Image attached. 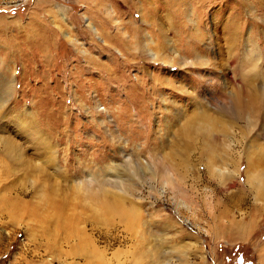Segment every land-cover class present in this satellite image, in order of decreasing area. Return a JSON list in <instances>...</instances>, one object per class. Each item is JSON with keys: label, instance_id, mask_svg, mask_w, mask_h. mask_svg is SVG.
Wrapping results in <instances>:
<instances>
[{"label": "rangeland", "instance_id": "1", "mask_svg": "<svg viewBox=\"0 0 264 264\" xmlns=\"http://www.w3.org/2000/svg\"><path fill=\"white\" fill-rule=\"evenodd\" d=\"M263 38L264 0H0V264H264V105L247 127L223 95L248 57L264 78ZM201 109L228 129L221 180L182 131ZM88 174L141 204L98 206Z\"/></svg>", "mask_w": 264, "mask_h": 264}, {"label": "bare ground", "instance_id": "2", "mask_svg": "<svg viewBox=\"0 0 264 264\" xmlns=\"http://www.w3.org/2000/svg\"><path fill=\"white\" fill-rule=\"evenodd\" d=\"M94 6L98 7V3H94ZM111 12L112 11L109 10V12L106 13L107 20L110 19V15L108 16V14H111ZM151 18H153V17H151ZM62 20H65V18L63 16H62ZM85 21L87 22V27L89 29L90 28L93 29L94 33H96V30H94L92 23L88 22L87 18ZM100 25H101V23H100ZM229 29H230V27H229ZM239 33H240V30H239ZM240 34H242V33H240ZM229 36H231L228 39L229 41H227L228 42L227 47H228V54H229L228 59L229 60H226V61L232 62V61H234V58L237 56L235 49L237 48V51L240 52V50L242 49V44H241L242 42L238 39L239 35L237 34V32L235 30H234V32H232V35H229ZM197 37L198 36H196V38ZM140 38H141V36H140ZM245 40H246V37H245ZM136 43H137L136 48L141 54L144 51H150L151 50V49H148V45H150V44H148L146 41H143L142 39L137 40ZM247 44H248V42H247ZM162 47L164 48V46H162ZM162 47L160 45H158L157 49L162 48ZM233 47L235 48L234 50H233ZM81 53H82V51H81ZM250 54H252V53H250ZM149 57H147V58H149ZM151 58H152V60L160 61L161 63H164V64H170L171 62H173L172 59L167 58L166 56H162L159 53L156 54V52H155V54H153V56ZM177 61L179 63L181 62V64H183L185 67V64L181 61V58L178 59ZM254 63L255 62L253 61L252 57H248L247 60L246 59L241 60L239 65L234 68L235 69L234 70L235 71V77L237 76L239 81H240V83L238 84V89L234 93L227 92V93L223 94V95H225L224 98L226 100H228V102L232 106V109H233L232 116L234 117V118L232 117V121H234V123L236 121L237 122L245 121L247 127L249 126V124L255 122V118L259 114V110L264 105V78L252 74V72L256 70L255 69L256 65ZM221 64H223V62H221ZM224 64L226 66V63H224ZM150 80L152 82L156 81L155 78H153V77H150ZM1 81H3V80H1ZM239 81H237V82H239ZM1 83H0V86H1ZM11 84H12L11 82L9 84L4 82V84L2 85V88L6 89L8 91L10 89ZM197 104L199 105V102H197ZM201 104L203 105V103H201ZM202 105L200 107H202ZM227 111H230V110H227ZM262 111H263V109H262ZM221 116H222V114H221ZM230 124L232 125V123H230ZM183 127H185V128L182 129V131L188 133L190 140H196L197 142H198V140L199 141L201 140L204 143V146L202 148L201 147L198 148V151H199L201 156L203 155L204 157H207V163L208 164H207L206 168L208 169L209 173H211V174L213 173V175H215V177L220 179V180L226 178L228 176V174L225 173V171H224L225 167L224 166L226 165L225 163H227L226 162L227 159L226 160H224V159L226 158V155H228V154H225V153L222 154V150L227 151V148H229V145L225 146V148H221L220 144H222V143H220V141H221L220 138L228 139L229 136L227 133V131H228L227 126L225 124L221 123L215 116H211V114L209 115V113L205 109L204 110L201 109V110H199V112L192 115L190 118H187L186 121L184 122ZM213 136L215 138H212ZM218 140H220V141H218ZM217 141L220 144H218ZM2 143L9 151H14L13 145L8 140H4ZM40 151H43L42 157H43V159L46 160L45 163L49 164V165L53 164V169H54V165L56 163L54 161V157H53L54 155L49 150V147L45 146V147H43V149H40ZM12 153H14V152H12ZM41 165L40 164L36 165L35 169L40 174H42V176H46L47 174L45 173V170L43 169V167ZM55 170H56V168H55ZM236 171H237V169L234 168L233 173H235ZM261 178H262L261 176L257 175L253 179V181L251 179L250 180L248 179V183L250 185H252L254 183V181L255 182H261ZM45 181H48V180L46 179ZM128 182L131 184H128ZM115 184L117 185V188H114L111 186L112 188H114V189H112L111 187H109L110 185L108 183V180H106L105 178L99 177L97 175L91 176L90 174H88V179L85 178L84 180L77 182L75 184V188L78 191L82 190L85 193H88V195H89L88 199H91L98 206H101V207L106 208V209H109L112 206L118 207V206H124L126 204L129 206H135L137 204H141L140 202H136V201H133L130 199V197H133L132 194L126 193V192L132 191L136 188H139L140 186L138 185V183H135L132 181H127L126 185H123L124 183L122 184L120 182H116ZM255 188L257 189V187H255ZM109 189H111V190L119 189L121 191H124L125 193H124V195L120 196L116 192H110L111 190L109 191ZM91 191H95V192H97V194L95 196H91ZM61 206H63V205H61ZM125 214L126 215H129V214L134 215L135 212L130 213V211H126ZM69 223H71V222L69 221ZM141 260H142V262L144 261L142 257H141Z\"/></svg>", "mask_w": 264, "mask_h": 264}]
</instances>
